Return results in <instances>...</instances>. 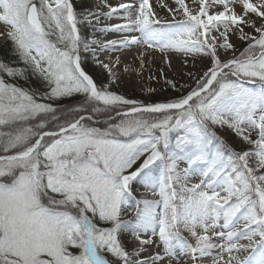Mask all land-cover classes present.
<instances>
[{
    "label": "snow or ice",
    "instance_id": "1",
    "mask_svg": "<svg viewBox=\"0 0 264 264\" xmlns=\"http://www.w3.org/2000/svg\"><path fill=\"white\" fill-rule=\"evenodd\" d=\"M158 2L171 19L150 0L105 2L102 14H77L72 0H0V37L46 82V98L82 94L92 113L61 123L52 106L0 79V264H264V0ZM101 15L125 22L97 28ZM80 24L123 38L89 41ZM231 34L247 47L222 61L221 50L235 52ZM133 46L165 63L178 53L212 66L186 95L152 104L99 88L81 67V52L98 60L97 48ZM98 63L117 83L119 59ZM96 114H108L104 127L88 123ZM38 116L57 127L25 126ZM217 129L248 147L237 151ZM134 184L150 195L137 198ZM152 245L162 251L141 258Z\"/></svg>",
    "mask_w": 264,
    "mask_h": 264
},
{
    "label": "rangeland",
    "instance_id": "2",
    "mask_svg": "<svg viewBox=\"0 0 264 264\" xmlns=\"http://www.w3.org/2000/svg\"><path fill=\"white\" fill-rule=\"evenodd\" d=\"M109 1L110 0H106L105 2L108 5H111L109 4ZM116 1L120 2V1H126V0H116ZM105 2H103L102 6H100L99 8L91 9L92 5L95 4V0H88V1L83 2L82 4H77V0H72L74 10L77 12V14H80L84 12L85 10L99 12L101 14L105 13L108 11V8L104 6ZM186 2L188 3V6L190 8L198 9V5L193 4L190 0H186ZM150 3L153 7V10L157 14L158 11L160 10L158 0H150ZM165 4L169 8L176 7V5L173 3V0H165ZM158 16L161 19H165V20L171 19L168 12L166 15L162 13ZM176 18L180 19L181 17L179 14H177ZM256 20L257 22L255 24L257 27H259L262 21L258 18ZM110 23H111V20H108L102 15V18L100 19V24L96 25V27L98 28L100 26H106V25H109ZM78 27L80 29V33L82 29L85 30L87 28H88V32L93 31L92 28L84 24H80L78 25ZM0 28L5 30V32L7 31V29L3 25H0ZM244 31L251 33L253 35H256V33L250 27L244 28ZM107 35L108 33L101 34L99 32H94L93 37L90 39H87L86 35H81V36H84L89 41H91L92 39H96L98 42H105L108 39ZM114 35L119 36L120 34L114 33ZM136 35H138V33H136ZM229 39H230V42L234 45L235 52L225 53L224 50H221L220 59L222 61L228 60L229 57L232 55H239L247 47V42L240 40L238 38V34H231ZM144 48L145 47L133 46L134 50L143 51ZM1 49L3 51H6L7 53L6 55H4L5 60L0 62L3 64V69H0V79H3L4 82L7 84L14 85L16 76H8L7 72L5 71V69L11 67L17 72H24L25 74L19 75V76H29L31 79L29 81L30 82L29 85L32 88L44 93L45 88H43V84L45 82L37 74H34L31 68H28L23 63V61L17 55L14 49V45L6 36L0 37V50ZM147 52H150V54L145 55V58L149 59V61L143 65H139V63H135L133 65V69H135L134 76L130 79H125L126 80L125 82L122 81L120 83L119 80H117V83L115 84L111 83L112 77L108 73V71L102 72L99 70L100 65L98 63V60L100 61L101 57L99 56L98 53H96L98 60L96 59L91 69L88 68L87 70L86 69L85 70L88 74H90L95 79V83L97 84L99 88L108 87L110 91L116 94H119L121 96H124L125 98L137 100L143 104H152V103H158V102H172L175 99H178L181 95H186L192 88L196 87V80L202 77L203 74L208 70V68L212 66L211 59L210 57H207V56L198 55L194 57H185L178 53H172L167 56V59L170 63H165V59H166L165 54H161L159 52H152L150 50H147ZM81 54L82 55L92 54V52H81ZM82 55H81V58H82ZM155 56H157L158 59H164L161 62V66H158L159 64H155V60H153ZM173 61H175V63ZM18 64L20 66H18ZM18 67L19 69H16ZM20 68H23L24 70L21 71ZM26 68H27V71H25ZM122 71L123 69L119 67L118 72L120 73ZM117 77H120V76L117 75ZM167 81L174 82L176 84V88L174 89L173 87H171L167 83ZM47 88L49 89L48 85H47ZM80 96H83V95L74 94L71 97H80ZM71 97H61V98H53V99H62V101H64ZM38 102L50 104V103H47L46 101H38ZM217 132L226 141L228 145H230L232 148L236 149L237 151H242L248 147L247 145L242 144L240 140L231 131L227 129L222 130V131L217 129ZM143 190L144 189L141 187V185L139 184L133 185V192H134V195L137 196V198H139L138 196L139 192ZM144 238H149V237L145 236ZM124 243L129 250H133L134 246L136 245V242L132 240L130 236L128 237V239L124 241ZM157 243H159L158 238H157ZM157 251H162V249L157 248L154 245H152V246H148L147 252L145 253L143 252V253L146 258L149 255L155 254ZM141 258H143L142 253H141ZM182 264H184V261H182Z\"/></svg>",
    "mask_w": 264,
    "mask_h": 264
},
{
    "label": "bare ground",
    "instance_id": "3",
    "mask_svg": "<svg viewBox=\"0 0 264 264\" xmlns=\"http://www.w3.org/2000/svg\"><path fill=\"white\" fill-rule=\"evenodd\" d=\"M105 1L106 0H95V4L92 5L91 9L92 8H95V9L99 8L100 6H102V3L105 2ZM122 2H126V1L117 2L116 0H110L109 4H111L112 6H116V5H118L119 3H122ZM163 3L165 4V0H163ZM222 10H223V8L221 6H214L213 9H212V11H216V12L222 11ZM236 11L237 12L241 11L239 6H237ZM162 13H164V15H166L167 11L164 8L160 7V10L158 11L157 15H160ZM121 15H123V14L121 13ZM249 19H251L255 23L257 22V20H256L257 17H255L254 15H250ZM124 22L125 21L123 19H119V18L112 19L110 25H114V24H117V23H124ZM245 28H247V27H245ZM0 32H5V30L0 28ZM122 38H123L122 36H108V39L105 41V43L110 41V40H113V39L120 40ZM147 50H148L147 48H144L143 51L134 50L133 47H131L128 50H122V51H117L116 52L114 50L104 51V50H101V49L97 48L96 49V53H98L99 56L101 57L100 61H103L104 63L109 64V65H113L114 66L116 60L119 59V61H120L119 67H121L123 69V71L119 73L118 72V68L119 67H115L114 70H115L116 76L117 75L120 76V77H118L117 80H119V82L121 83L122 81L125 82L126 81L125 79L132 78L134 76V73H135L134 71H127L126 72V71H124L125 68L131 67L133 69V65L135 63H139V65H143V64H145L146 62L149 61V59H146L145 56H143V64H141V61L139 59L144 53L147 52ZM232 57H233V55L230 56L229 59L232 58ZM153 60H155V64H159L158 66H161V62L164 59H158V57L155 56L153 58ZM173 62L175 63V61H173ZM99 70L102 71V72L103 71H105V72L107 71L105 68H103L101 66H100ZM135 76H137V75H135ZM145 195H150V194H146L144 190L139 192V194H138L139 197L145 196ZM242 243H246V241H242ZM144 253H142L143 254V258H145ZM173 264H175V262H173ZM184 264H190V262L187 260V258H185ZM207 264H210V261H207Z\"/></svg>",
    "mask_w": 264,
    "mask_h": 264
},
{
    "label": "trees",
    "instance_id": "4",
    "mask_svg": "<svg viewBox=\"0 0 264 264\" xmlns=\"http://www.w3.org/2000/svg\"><path fill=\"white\" fill-rule=\"evenodd\" d=\"M83 33V32H81ZM83 35H88V33ZM6 51H3L2 49L0 50V62L5 60L4 55H6ZM18 55V54H17ZM18 66H20L18 64ZM24 73V72H23ZM25 74V73H24ZM16 82L14 83V86H17L23 90L29 89L31 90V86L29 85V76H17L16 77ZM45 88V87H44ZM50 91V89L45 88L44 93L40 92L39 90H34L32 94L39 99V101H42L44 97L47 95V93ZM46 100V99H45ZM56 104H55V102ZM48 99V102L50 105H54L53 108L56 109L55 116L58 118V120L63 123L66 122L68 119H72L75 117L76 113L83 114L85 117L92 115V113L87 110L88 109V102L85 100L84 97L78 98V99H66L62 101V99ZM62 101V102H61ZM60 102V103H59ZM107 115L105 114L104 116H100L99 114H96V118L93 119L96 123L105 122L107 120ZM112 115H115V113H112ZM43 122L46 124V130H54L57 127V123L53 121L50 117L49 118H44L43 116H38L36 119L28 122L25 126H31L34 129L37 127L38 123ZM88 123L92 125L89 121ZM97 124V125H101Z\"/></svg>",
    "mask_w": 264,
    "mask_h": 264
}]
</instances>
